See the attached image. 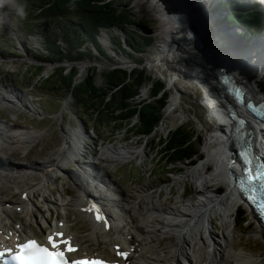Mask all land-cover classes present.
<instances>
[{"label": "rangeland", "instance_id": "374dc122", "mask_svg": "<svg viewBox=\"0 0 264 264\" xmlns=\"http://www.w3.org/2000/svg\"><path fill=\"white\" fill-rule=\"evenodd\" d=\"M115 1L128 9L136 21L145 22L150 30L148 34L154 36L152 45L144 55L136 53L131 57L128 53H116L113 50L111 36L102 32L100 41L109 54L108 58L85 57L77 63L66 60L57 64L40 62L30 55L29 51L39 56H47V44L49 43L46 41V33L50 39V32L55 27L50 24V27H47L49 29H47L39 25L38 19H28V12L36 13L33 10L26 11L25 9V17L20 18L16 11L8 7L0 9V80H6L13 88L23 94L27 101L26 105L16 102V99L14 102L1 101L0 120L5 124L16 125L17 128L30 131L29 134L36 136L33 140L35 142L22 144L23 147L16 144H12V147L9 146L12 148L11 153L7 156L9 161H14L19 167L33 168L36 177H40V166L49 163L48 161L53 157L63 156L60 152L66 148L68 137L73 136L74 142L80 143L79 154L76 156L70 153L64 155L67 158L64 162L66 164H64L65 170H57L58 178L45 182L44 191L39 192L34 199L37 202L36 207L31 204L27 206L24 204L17 207L18 210L20 207L21 209L19 212L13 213V217L7 216L3 219L4 222H11L17 227L24 226V223L29 224L35 232L34 236L42 239H46L50 225L62 218L67 219V224L79 232V239L84 240L86 245L93 244L87 236L91 222L85 218L84 212L77 206H60L62 199H73L77 193H81L80 188L82 187L88 193L97 194L102 190L105 191L107 185H110L109 181H113L117 185V193L120 194L117 203L121 209L127 207L126 203L132 204L136 200L146 204L147 199L142 198V193L146 194L148 191H151V195L156 198H167L173 205L176 196L183 190L184 199L196 198L208 202L207 195L211 193L214 197L220 196L222 190L226 189L224 183L215 173V159L208 156L204 148L215 125L207 105L202 100L205 97L204 90L194 82L195 78L186 76L187 68L181 66L184 64L174 63L172 53L166 54L161 51L162 43L160 41L162 40L163 22L155 13L157 7L151 0ZM216 1L193 0L198 9V25L202 32H204L202 24L204 28L206 25L211 27L215 35L213 40L222 47H228L226 48L228 52L225 50L228 59H230L231 64L235 60V64L238 66L239 62L236 60L246 59L248 55L253 54L251 49L254 45L263 44L264 37H256L253 44L249 46H242L247 45L246 43L238 44V28L216 24L218 14L212 13L210 9L211 3ZM208 31L205 30V33L208 34ZM205 33L203 34L205 35ZM227 35L229 36L226 38ZM207 40L205 43L209 47L208 42L211 43V41ZM258 46L255 52L259 51ZM245 51H249V53ZM261 52L264 51L261 50ZM261 52L258 54H263ZM94 53L97 54V51ZM251 56L252 59H256V55ZM140 59H143V65L148 73L166 82V89L171 94L170 102L163 112V122L158 127L157 137L153 139L142 138L133 132L126 131V129L118 130L115 126H103L99 121H94L92 116L85 112V108H73V96L62 101L64 93L55 91L51 86L52 73L60 66L70 68L72 65H77L80 70V77L86 76L91 69L98 67L97 82L101 84L103 82L101 75L103 70L117 65L132 69L136 67L135 61ZM34 66H41L42 69L36 70ZM261 75L264 79V75ZM150 93V87H144L137 101L149 98ZM167 109L170 110L167 111ZM178 125L194 130L198 136L197 143H200L201 157L169 164L162 153L160 142L168 137L170 130L175 129ZM107 147H112L117 153L119 149L121 151L130 150L132 157L119 161L115 159L116 161H114L109 157L108 153H111V150L106 149ZM79 156L81 157L79 158ZM92 160H96V162L90 166ZM189 169L201 171L198 176L201 180L200 189L197 188L192 175H189L188 179L181 178L180 183L176 182L175 178L185 176ZM96 170H99L100 173L106 172L107 176L102 182L96 179L85 185L84 181L86 182L89 177L86 172L89 171L88 173L92 175L96 174ZM217 186H221V188L216 192ZM169 188L172 190L169 191ZM19 189L20 191L15 196L12 197L11 195L9 198H19L21 195L19 192H22L21 188H17V190ZM199 190L204 197L197 194ZM206 190L208 192H205ZM122 197L126 200L125 202L121 201ZM230 198L235 201L231 215L234 217V224L236 225V246L247 253L255 255L264 253V238L255 234L261 226L260 223L252 211L242 205L234 195ZM243 218L245 222H241ZM212 219L214 228L211 230L213 234L222 236L226 230H224L220 216L214 215ZM37 221L44 223V227H39ZM122 227L121 230L126 228L125 225ZM18 229L21 230V228ZM108 231L106 235L115 232L110 231L109 233ZM115 234L118 235V231ZM152 240L154 239L152 238ZM110 250L112 251V246Z\"/></svg>", "mask_w": 264, "mask_h": 264}, {"label": "bare ground", "instance_id": "6f19581e", "mask_svg": "<svg viewBox=\"0 0 264 264\" xmlns=\"http://www.w3.org/2000/svg\"><path fill=\"white\" fill-rule=\"evenodd\" d=\"M151 1L157 7L155 13L163 22L161 51L166 54L172 53L174 63L184 64L181 66L187 68L186 76L195 78L194 82L207 90L202 100L207 105L215 125L204 148L208 156L215 159V173L224 183L226 189L222 190L220 196L214 197L211 193L207 195L208 202L196 198L184 199L183 190L176 196L173 205L167 198H156L151 195V191H148L147 195L142 193V198L147 199L146 204L136 200L132 201V204L126 203L127 207L121 209L117 203L120 194L117 193V185L113 181H109L110 185H107L105 191L102 190L94 195L82 187L80 188L81 193H77L73 199H62L60 206H77L84 212L85 218L91 222L87 236L93 244L86 245L84 240L79 239V232L67 224V219L62 218H58V221L50 225L46 238L63 232V236L59 239L68 238L72 245L77 246L76 252L73 253L74 258L103 256L128 264H264V253L255 255L242 251L236 246V225L234 224L235 219L231 215L235 201L230 198L234 195L240 203L243 201V197L235 185L236 176L242 173L238 152L235 149V144H238L234 135L235 123L236 126L238 124L240 126L241 122L242 130L245 131L244 139L241 142L244 145L250 144L252 152L264 158V121L252 114L244 105H240L234 96L228 94L220 80L224 73L231 75L238 82V89L245 94V98L261 102L264 107V79L261 75H264V52H261V50L264 51V43L260 46L254 45L251 49V53H256L251 54L256 55V59H252L251 55H248L246 59H237L238 67L235 60L231 64L228 59V54L225 52V50L228 52L226 49L228 47H222L213 40L215 35L210 26L206 25L204 28L202 24L204 32L201 31L198 25V9L193 0ZM161 1L166 2L170 8L176 9L182 18V23L174 20L171 14L167 17L166 10L163 8L164 4ZM205 30L208 31V34L205 33ZM194 34L198 36L200 43L209 39L214 45L208 42L209 47L205 49L202 45V51L198 52L197 42L191 39ZM257 46L259 51L255 52ZM245 52L249 53V51ZM258 52L263 54L259 55ZM199 53L201 54L199 55ZM203 55L211 56L202 59ZM15 99L22 105L27 104L23 94L6 80H0V102H14ZM29 132L20 127L17 128L16 125L5 124L0 120V246H11L28 238H34L35 232L29 224L24 223V226L17 227L11 222H4V217L12 216L16 211L19 212L21 207L19 210L17 207L24 204L36 207L37 202L34 199L39 192L44 191L45 182L57 179V170H65L64 162L67 158L64 155L70 153L76 156L80 151V143L74 142L73 136L68 137L66 148L60 152L64 157L49 158V163L39 167L41 176L36 177L33 168L19 167L14 161H9L7 157L11 153L12 148L9 146L12 144L23 147L22 144L25 145L35 140L36 136ZM106 149L111 150L112 154L109 152L108 155L114 161L132 157L131 151L127 149L122 151L119 149L118 153L112 147ZM106 149L105 151H108ZM95 162L96 160H92L89 165L93 166ZM96 171V174L92 175L88 173L89 171L86 172L90 178L88 177L87 181H84L85 185L96 179L102 182L107 176L106 172ZM199 172H201L199 169H189L185 176L176 177V182L180 183L181 178L188 179V176L192 175L197 188L200 189ZM17 188H21L22 192H19L21 195L19 198L12 199L20 191ZM220 188L221 186H217L215 191L217 192ZM171 190L169 188V191ZM197 194L204 197L200 190ZM11 195L12 197L9 198ZM91 197L100 200L101 220H98L97 215L89 211L92 205ZM121 201L125 202L126 200L122 197ZM252 213L256 217L253 211ZM214 215L220 216L221 223L226 230L222 236H215L211 230L214 228L212 219ZM37 225L41 228L44 227V223L41 221H37ZM123 225L126 228L121 230ZM107 231L115 232L106 235ZM117 231L118 235L115 234ZM255 234L264 238L262 225ZM111 246L112 251L110 250Z\"/></svg>", "mask_w": 264, "mask_h": 264}, {"label": "trees", "instance_id": "16d2710c", "mask_svg": "<svg viewBox=\"0 0 264 264\" xmlns=\"http://www.w3.org/2000/svg\"><path fill=\"white\" fill-rule=\"evenodd\" d=\"M19 3L26 11L36 12H33L35 15L28 12V19H38L41 27L47 28L50 24L55 27L50 39L46 33L47 56L29 51L40 62L77 63L85 57L108 58L100 41L102 32L111 36L116 53H128L131 57L136 53L144 55L155 39L148 34L150 30L145 22L136 21L133 14L115 0H19ZM70 5L75 7L70 8ZM210 9L218 14L217 25L239 29L238 44L249 46L256 37H264V0H217L211 3ZM135 63L132 69L117 65L103 70L101 84L97 82L98 67L80 77L77 65L60 66L52 73L51 86L64 93L62 101L73 96L72 107L85 108V112L103 126H115L118 130L126 129L142 138L153 139L163 122L170 93L163 79L148 73L143 59ZM147 86L151 89L149 98L137 101L141 90ZM197 139L193 129L178 125L161 140L162 153L169 164L200 158Z\"/></svg>", "mask_w": 264, "mask_h": 264}, {"label": "snow or ice", "instance_id": "6c2138e0", "mask_svg": "<svg viewBox=\"0 0 264 264\" xmlns=\"http://www.w3.org/2000/svg\"><path fill=\"white\" fill-rule=\"evenodd\" d=\"M256 178H258L262 183L261 187L264 188V171H258L256 173ZM249 179H252L249 176ZM264 207V205H262ZM97 219H101L99 214ZM57 235H62V233H57ZM49 241L52 244V248L49 249L46 246H41L36 240H29L27 243L19 246V250L16 252L14 259L20 262V264H69V257L66 255L65 251H61L60 243H58L52 236L49 237ZM64 244H71V241H63ZM75 249L72 247L67 248V252H72ZM9 252L11 250H8ZM34 252V256L26 255L27 252ZM121 255H127L126 253H120ZM5 252H0V257H3ZM71 264H107L106 261L100 260H73Z\"/></svg>", "mask_w": 264, "mask_h": 264}, {"label": "water", "instance_id": "95a60500", "mask_svg": "<svg viewBox=\"0 0 264 264\" xmlns=\"http://www.w3.org/2000/svg\"><path fill=\"white\" fill-rule=\"evenodd\" d=\"M155 2H156V0H155ZM164 5H163V8L166 10V14H167V17H169L170 16V14H171V17L174 19V20H176V21H178V22H181L182 21V18H181V16L180 15H178V13H177V11L176 10H174V9H172V8H170L169 6H168V4L166 3V2H163V1H161ZM182 23V22H181ZM201 38H203L202 36H201ZM191 39H193L195 42H197L196 43V49H197V51L199 52V51H202L201 50V46L203 45L204 47H205V49H207L208 47H207V44L205 43V41H202L201 43L198 41V36H196V34H194V35H192V38ZM192 40V41H193ZM204 52V51H203ZM201 53H199V55H200ZM211 56V55H210ZM210 56H202L201 58L202 59H206V58H210ZM221 69V68H220ZM220 80H221V83L223 84V86L227 89L226 91L228 92V94H230L231 96H236V95H239V94H242V95H244V93H241L240 92V89H238V82L236 81V79H234L231 75H228V74H223L222 75V78H220ZM203 88V87H202ZM203 90H204V93H207V90L206 89H204L203 88ZM206 105V104H205ZM241 123V122H240ZM235 125H236V123H235Z\"/></svg>", "mask_w": 264, "mask_h": 264}, {"label": "clouds", "instance_id": "9594fccd", "mask_svg": "<svg viewBox=\"0 0 264 264\" xmlns=\"http://www.w3.org/2000/svg\"><path fill=\"white\" fill-rule=\"evenodd\" d=\"M5 7H8L9 9L16 11V13L20 18L25 17L26 14L25 8L19 3V0H0V9H3ZM74 7L75 5H70V8H74ZM170 99H171V94H170Z\"/></svg>", "mask_w": 264, "mask_h": 264}]
</instances>
